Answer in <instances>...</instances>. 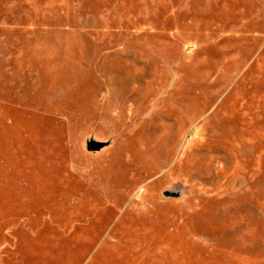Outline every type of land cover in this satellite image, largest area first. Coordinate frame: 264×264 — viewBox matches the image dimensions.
<instances>
[{
    "label": "rangeland",
    "instance_id": "rangeland-1",
    "mask_svg": "<svg viewBox=\"0 0 264 264\" xmlns=\"http://www.w3.org/2000/svg\"><path fill=\"white\" fill-rule=\"evenodd\" d=\"M0 264H264V0H0Z\"/></svg>",
    "mask_w": 264,
    "mask_h": 264
},
{
    "label": "water",
    "instance_id": "water-1",
    "mask_svg": "<svg viewBox=\"0 0 264 264\" xmlns=\"http://www.w3.org/2000/svg\"><path fill=\"white\" fill-rule=\"evenodd\" d=\"M98 146H99L98 144L94 145L93 146V149L98 148Z\"/></svg>",
    "mask_w": 264,
    "mask_h": 264
}]
</instances>
